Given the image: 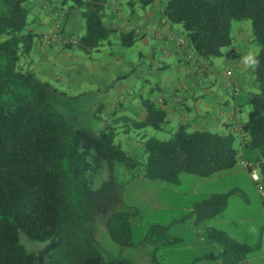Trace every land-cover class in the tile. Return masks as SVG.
I'll use <instances>...</instances> for the list:
<instances>
[{
  "label": "trees",
  "instance_id": "1",
  "mask_svg": "<svg viewBox=\"0 0 264 264\" xmlns=\"http://www.w3.org/2000/svg\"><path fill=\"white\" fill-rule=\"evenodd\" d=\"M28 1L5 0L7 8L0 14V264H38L37 253L25 247L22 237L52 239L60 221L66 229L65 251L71 264H130L123 259H105L93 239L78 230L85 196L74 190L63 166L66 144L48 107V92L58 89L26 65L37 36L30 27ZM137 1L144 7L152 0H128L130 14ZM62 2L83 12L85 31L78 39L79 49L90 55L110 44L116 29L104 24L106 0ZM161 15L170 24L182 26L186 46L201 59L219 57L225 47L234 44L233 22H251L252 41L259 46L252 56L258 90L245 99L247 119L238 134L189 130L179 125L169 139L162 140L148 136L146 128L162 129L166 112L143 98L144 118H119L127 123L128 131H137L134 138L142 142V153H130L120 140L115 141L116 120L100 130V152L120 164L129 178L143 175L168 184L186 172L202 177L228 174L242 160L257 169L264 190V0H166ZM136 38L131 29L121 33L120 43L129 47ZM9 101L16 107L13 113L7 109ZM232 192L214 194L196 205L198 220L222 210ZM136 213V208L127 207L108 219L107 229L121 245L135 244L131 218ZM150 231L143 242H153L161 233L166 235L165 227L157 224L150 225ZM206 233L235 255L225 264H235L246 249L220 229L208 227Z\"/></svg>",
  "mask_w": 264,
  "mask_h": 264
},
{
  "label": "crops",
  "instance_id": "2",
  "mask_svg": "<svg viewBox=\"0 0 264 264\" xmlns=\"http://www.w3.org/2000/svg\"><path fill=\"white\" fill-rule=\"evenodd\" d=\"M164 2L152 0L138 9L134 6V12L130 14L131 9L127 12L124 7L128 0H106L104 24L116 29L110 36L109 45H118L119 50L107 53L101 50L89 55L79 49L77 43L68 41L70 35H76L79 39L85 31L81 9H71L62 0H29L27 7L33 15L30 27L37 36L26 65L58 91L65 88L80 96L88 111L83 116L84 119L89 120V123L100 120L99 127L123 116L144 118L142 99L147 98L165 110L164 124L170 125L172 121H176L178 126L186 125L189 130L219 129L222 133L233 131L238 134L246 121L242 116L247 107L245 99L257 88L252 66L247 63L251 51L244 38V27L236 28L233 34L234 44L225 47L221 56L201 59L186 45L177 43V38H185V34L181 28L162 17ZM6 8L5 0H0V14ZM131 29L135 31L137 38L132 46H123L120 35ZM50 91L58 92L53 89ZM100 130L97 131L100 133ZM124 141L131 153H142V142L130 135ZM239 151L243 153L242 148ZM240 165L252 180L250 171L242 160ZM221 176L224 175L202 177L186 172L181 173L178 181L173 184L152 179L155 180V196L158 198L157 191L164 188L169 198L166 203L161 202L158 209L165 210L170 215L167 223L159 217L149 222L150 225L157 224L166 229V235L161 233L151 242L152 263L154 261L159 264L154 259V253L162 251L168 254L186 253L190 257L184 260L169 256L160 264H225L235 255L227 253L219 241L207 235L206 229L215 227L246 246L235 264H264V225L254 234L227 230L223 226V220L218 219L217 215L226 210L228 202L210 218L198 220L196 205L214 194L234 191L230 195L239 194L243 203L249 204V197L237 186L227 191L213 187L199 191L200 186L212 184L220 180ZM145 178L139 175L131 180L140 182ZM174 199L182 202L177 204L173 202ZM258 202L264 214L262 195ZM123 205L124 208H136L137 214L140 211L135 205ZM175 210L179 214L173 215ZM187 219H190L192 234L197 239L195 242H185L186 236L183 233L170 231V225L185 223ZM246 219L248 218L230 219L229 222L235 224ZM196 227L198 228L195 229ZM90 237L93 239V235ZM145 244L147 242L134 246L141 247ZM202 248L206 250L196 252ZM117 259L131 264L127 258Z\"/></svg>",
  "mask_w": 264,
  "mask_h": 264
},
{
  "label": "rangeland",
  "instance_id": "3",
  "mask_svg": "<svg viewBox=\"0 0 264 264\" xmlns=\"http://www.w3.org/2000/svg\"><path fill=\"white\" fill-rule=\"evenodd\" d=\"M124 7L127 12L131 9L128 3H124ZM140 7L142 6L137 1L135 8L138 9ZM32 17L33 15L30 14L29 19ZM176 26L184 32L181 25L176 24ZM238 26L244 27V38L248 41V47L251 51V57L247 63L252 66V56L258 52L259 46L252 41L251 22L249 20L233 22V34H235ZM181 45L185 46L186 43ZM112 50L118 51L119 46L115 44H104L102 47L103 53L112 52ZM257 90L258 88H255L253 92ZM135 92L137 94L138 89ZM48 93L49 111L59 123L66 144L67 153L63 160V166L71 177V184L74 190L85 196V206L81 214L82 223H80L78 230L84 236L90 237L93 235V240L105 259L127 258L131 264H157L154 261L152 263L150 260V252L152 250L151 242H147V244L141 247L121 245L111 237L107 229V222L114 212L124 209L123 204L137 206L140 211L131 218L134 226L133 241L135 244L142 243L147 233L151 235L150 220L156 217H159L166 223L169 220V213L165 210L158 209L161 202L166 203V200L169 199L166 190L160 188L157 191V198L154 194L155 180L150 178H145V180L140 182L138 180H131L120 164H114L113 161L103 156L98 148L100 136L99 131H97L102 129L103 126H98L100 120H93L92 123H89V120L86 121L84 119L83 116L88 111L84 107L86 104L80 96L65 88H61L58 92L49 91ZM220 94L222 95V90ZM7 109L11 113L16 111V107L11 101L7 102ZM248 109L249 107L247 106L242 115L244 120L247 119ZM103 117L105 118V116ZM111 122L109 121V124ZM115 126L117 128L115 141L120 140L122 147L131 153L124 140L127 135L135 139L134 134L137 131L134 129L128 131L127 123L123 119L116 120ZM177 128V122L172 121L170 125L164 124L162 129L147 127L146 131L148 136H155L159 139L167 140ZM211 131L222 133L219 129H211ZM244 170L239 163L236 169L221 176L220 180L212 184H203L200 186L199 191L209 189V187L225 191L235 186L239 187L249 197V204H244L239 194H232L228 198V207L226 210L219 212L217 218L223 220V226L229 231H241L254 234L260 230L261 225H264V214H262L258 202V199L261 200L262 191L257 182L246 176V171L244 172ZM156 181L158 180L156 179ZM173 202L180 204L182 201L180 199H174ZM172 214L177 215L179 212L175 210ZM239 218L248 219L235 224L229 222L230 219ZM141 219L142 221H140ZM189 223L190 219H187L185 223H174L170 225V231L183 233L186 236L185 242H195L197 239L193 236ZM200 229H202V226H200ZM65 235L66 229L62 221H60L58 231L52 239L33 241L22 237V242L27 249L37 253L39 259L38 264H71V259L65 251ZM155 236L153 234V238ZM205 250V248L197 249L196 252L199 253ZM169 256L180 257L184 260L190 257L186 253L168 254L162 251L154 253V259L159 264L164 263L162 260Z\"/></svg>",
  "mask_w": 264,
  "mask_h": 264
},
{
  "label": "built area",
  "instance_id": "4",
  "mask_svg": "<svg viewBox=\"0 0 264 264\" xmlns=\"http://www.w3.org/2000/svg\"><path fill=\"white\" fill-rule=\"evenodd\" d=\"M163 23L165 22L164 20L162 21ZM68 41L71 42V43H74L76 44L78 42V38L76 35H70L69 38H68ZM177 43L179 45L181 44H185L186 43V40L183 39V38H177ZM237 90V88H235V91ZM246 165V167L249 168V171H250V175L252 177V179L257 182L258 186L261 187V185L259 184V174H258V171L256 168L252 167V165L250 163H244ZM261 195L263 197V204H264V190L263 188L261 187Z\"/></svg>",
  "mask_w": 264,
  "mask_h": 264
}]
</instances>
